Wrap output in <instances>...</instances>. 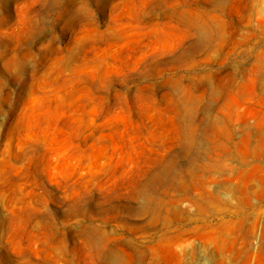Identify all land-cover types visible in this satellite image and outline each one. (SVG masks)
<instances>
[{"label":"rangeland","instance_id":"obj_1","mask_svg":"<svg viewBox=\"0 0 264 264\" xmlns=\"http://www.w3.org/2000/svg\"><path fill=\"white\" fill-rule=\"evenodd\" d=\"M0 264H264V0H0Z\"/></svg>","mask_w":264,"mask_h":264}]
</instances>
